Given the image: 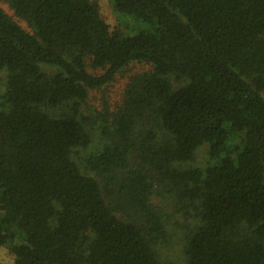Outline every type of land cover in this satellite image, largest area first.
<instances>
[{
	"label": "trees",
	"instance_id": "obj_1",
	"mask_svg": "<svg viewBox=\"0 0 264 264\" xmlns=\"http://www.w3.org/2000/svg\"><path fill=\"white\" fill-rule=\"evenodd\" d=\"M0 1L30 29L0 9L12 264H167L153 197L191 221L185 264H264V0H107L113 30L95 0ZM132 64L114 111L88 105Z\"/></svg>",
	"mask_w": 264,
	"mask_h": 264
},
{
	"label": "rangeland",
	"instance_id": "obj_2",
	"mask_svg": "<svg viewBox=\"0 0 264 264\" xmlns=\"http://www.w3.org/2000/svg\"><path fill=\"white\" fill-rule=\"evenodd\" d=\"M99 6V11L108 25L110 30L120 28V21L118 20L111 4L107 0H95ZM0 9L11 18L22 29L30 33L27 25L18 19L9 6L0 1ZM122 29V28H120ZM149 69L148 65L144 64H132L125 69L121 74L117 75L114 81L108 85L102 91H91L89 93L88 105L93 107L95 110L101 109L100 99L105 98L109 110L114 111L115 108L121 103L125 86L130 77L135 74H139ZM92 72L91 70H89ZM89 72V73H90ZM93 74H99V71L92 72ZM4 80L5 73L0 72V94L4 91ZM205 159V147L199 151L197 155L198 163H202ZM152 204L155 209H163L164 215L162 216L165 220V232L167 233V239L156 247V253L159 259L167 264H185V260L182 254V232L181 226L190 225L191 221L186 222L179 214L174 212V207L170 206L168 199H157L153 197ZM13 256L8 252L6 248L0 249V264H12Z\"/></svg>",
	"mask_w": 264,
	"mask_h": 264
}]
</instances>
